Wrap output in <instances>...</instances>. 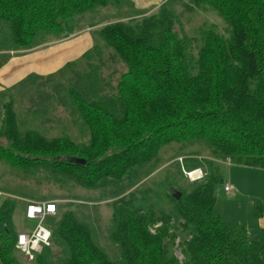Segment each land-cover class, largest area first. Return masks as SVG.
<instances>
[{
	"label": "trees",
	"instance_id": "16d2710c",
	"mask_svg": "<svg viewBox=\"0 0 264 264\" xmlns=\"http://www.w3.org/2000/svg\"><path fill=\"white\" fill-rule=\"evenodd\" d=\"M115 1L0 0V66L11 52L70 37L88 13ZM174 1L138 17L91 23L95 41L78 59L19 81L34 88L28 114L47 123L49 107H61L85 127L86 141L22 128L15 99L1 103L0 162L59 188L95 191L111 208L108 238L117 260L96 241L86 204L69 202L46 220L51 243L33 264H264V238L250 239L244 225L213 211L221 181L216 159L264 169V0H183L178 11ZM194 9L216 14L225 27L203 23L187 33L181 15ZM109 62L124 70L106 75ZM192 147L209 157L186 154ZM167 149L204 176L187 180L175 159V170L164 167L161 177L144 180L169 160ZM63 156L85 164L53 160ZM13 210L12 198L0 203V264H20Z\"/></svg>",
	"mask_w": 264,
	"mask_h": 264
},
{
	"label": "rangeland",
	"instance_id": "374dc122",
	"mask_svg": "<svg viewBox=\"0 0 264 264\" xmlns=\"http://www.w3.org/2000/svg\"><path fill=\"white\" fill-rule=\"evenodd\" d=\"M164 1L165 0H116L107 7H99L93 12L88 13L85 18L86 20L81 21L82 24H80L79 27L83 26L81 29L84 27H90L89 25L91 23H97L99 26L121 18L138 17L143 14H148L156 10V8ZM173 3L175 4L172 8L175 11H178L182 9L184 1L175 0ZM80 20L81 19H77V21ZM181 21L187 33H192L198 25L203 23L213 25L216 27L217 31H219V29L222 30L225 27L222 20L210 11L203 12L195 9L189 10V12L184 11L183 15H181ZM93 28L94 27H91V29ZM75 29L77 28L75 27ZM81 29L74 34H78L82 31ZM57 44V40L49 38L47 41L31 50L39 51L49 49ZM28 51L30 50H26L24 52L21 50V52L18 53L11 52L10 54H12V56L8 58V61L14 57V61L19 63V60L23 59L24 55L22 54H25ZM21 61L23 60H20V62ZM108 66L109 67L104 70L106 75L113 67L119 72L124 70V68L120 65H112L110 63ZM56 71L49 73H54ZM119 72H116L113 75L111 81L112 85L116 84ZM29 74L31 73L29 72ZM24 77L25 75L22 78ZM2 92H4V96L0 94V111L1 103L4 100H7L9 97L14 98L16 101L15 108L18 112L19 123L22 128H27L29 126L36 127L37 129H40L39 131H47L49 134L64 132L65 134L71 136L75 141L83 142L87 140L88 136L85 127L82 126V124L77 121L75 117H72L67 110L61 107L56 105H51L49 107L47 117L51 120L47 123H43V115L33 116L28 114L27 111H25L27 100L34 93V88L31 85L21 86L18 82L14 86L0 90V93ZM192 148L194 149H187L185 153L198 156H208L206 150H203L202 148ZM166 152L169 155V160H165L166 162L164 161L160 164L159 167L148 177L144 178V180L152 176L153 179L161 177L160 170L164 167L169 170H175L174 165H170V163L173 164L172 162H175V159L178 161L179 157H184V155L181 154L175 155V151H173V149H167ZM168 157L164 159H167ZM213 163V166L217 169L221 179V181L214 187V194L216 197L213 209L214 214L220 215L230 224L244 225L250 239L264 238V228H259L257 221L260 216L259 210L262 212L261 215L264 216V169L236 165L231 162L227 163L226 160L222 159H216ZM201 169L204 172V169ZM228 183H232L234 185L235 190L232 193H227L223 190V185ZM0 189L9 194L11 196L10 198L14 200L12 221L17 231L31 228L36 223L35 220H29L23 214L24 201L27 199L36 201L49 199L57 200V215L68 207L69 202L77 204L85 203L86 206H84L83 210L86 213L92 228H95L96 230V232L94 230L96 241L107 252L111 260H117L119 258V249L108 238L110 228H112L110 222L111 208L106 205V201L97 202V192L86 190L75 185H70L67 189L59 188L54 184V182L51 180H45L40 174L36 176L32 174L27 175L13 169L4 162H0ZM32 193H35L37 196ZM79 208H81L80 205L74 208V210L79 211ZM46 223H48V221ZM177 254L179 258H181V255H179L178 252ZM16 255L20 264H33V262H28L20 251L16 253Z\"/></svg>",
	"mask_w": 264,
	"mask_h": 264
},
{
	"label": "crops",
	"instance_id": "0c3cea01",
	"mask_svg": "<svg viewBox=\"0 0 264 264\" xmlns=\"http://www.w3.org/2000/svg\"><path fill=\"white\" fill-rule=\"evenodd\" d=\"M84 28L76 35L59 40L57 45L49 49L30 50L22 54L24 56L20 60L23 61L20 62L19 60V63L14 61V57L4 63L0 66V90L16 85L24 75H27V72L28 74L30 72L39 75L53 72L61 68L66 62L80 57L94 43L90 31L92 30L91 27ZM257 221L259 228L263 229L264 216L260 215Z\"/></svg>",
	"mask_w": 264,
	"mask_h": 264
},
{
	"label": "built area",
	"instance_id": "2783aa9c",
	"mask_svg": "<svg viewBox=\"0 0 264 264\" xmlns=\"http://www.w3.org/2000/svg\"><path fill=\"white\" fill-rule=\"evenodd\" d=\"M178 161L181 166L182 173L187 180L193 182L204 176L201 168L187 170L182 164V158ZM228 163V161H226ZM223 190L227 193H232L235 188L231 183L223 185ZM11 196L0 189V203ZM24 216L29 220H35V225L31 228H26L18 231L16 237V248L20 251L28 262H34L37 254L51 243V230L46 225V220L49 217L55 216L58 211L57 200H30L24 201Z\"/></svg>",
	"mask_w": 264,
	"mask_h": 264
},
{
	"label": "water",
	"instance_id": "95a60500",
	"mask_svg": "<svg viewBox=\"0 0 264 264\" xmlns=\"http://www.w3.org/2000/svg\"><path fill=\"white\" fill-rule=\"evenodd\" d=\"M63 160V161H68L71 163H75L78 165H84L85 164V160L83 158L80 157H75V156H63V157H56L53 160L57 161V160ZM171 194L174 198L178 199L180 197V192L176 191L175 189H171Z\"/></svg>",
	"mask_w": 264,
	"mask_h": 264
}]
</instances>
